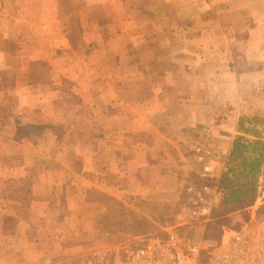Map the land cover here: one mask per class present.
<instances>
[{"label": "crops", "instance_id": "0c3cea01", "mask_svg": "<svg viewBox=\"0 0 264 264\" xmlns=\"http://www.w3.org/2000/svg\"><path fill=\"white\" fill-rule=\"evenodd\" d=\"M261 2L0 0V96L13 94L19 99L16 104L18 108L44 103L48 109V114H42V120L45 122L32 111L15 115L18 121L12 122L11 114L0 110V129H28V132H22L20 137L0 140V146L4 147L0 150V156L3 158L18 154H36L37 147L41 146L40 141L43 140L36 135L39 127L49 131L51 137L54 131L59 133H55L54 143L58 149H62L59 155L53 158L60 162L59 170L46 169L36 174L27 173V177L33 179L28 187L31 194L29 204L32 208L35 209L34 206L38 203H43L48 208L52 193L62 184L68 186L65 179L88 177L89 170L92 169L86 165L91 161L92 155L98 156L95 147L103 144L111 148V157L116 161L113 168L115 172L121 171L123 175L132 177L134 171L147 166L148 177L158 180L157 184H160L169 174L162 163L158 162L161 161L157 159L160 155H150L151 141L148 134L155 130L150 122L154 114L174 113L178 110V113L195 114L197 119L202 120L203 117L206 121L210 115L220 113L245 118L264 115V6ZM69 19L75 20L74 28L78 33L74 46L71 44L70 34L73 30ZM103 37L108 40L107 48L101 54L91 53L92 49H101ZM139 43L142 46L145 44V48L149 45L150 51L167 50L171 56L169 61L180 66L181 72L164 70L158 79H150L148 60L152 58L151 60H156L160 65L158 61L162 58L160 59L159 53L154 52L152 56L146 57L147 59H133V65L141 66V69L133 81L131 77L122 81L125 85L131 84V93L127 94L123 92V88L118 87L120 79L118 75L115 77L113 70L117 62L107 63L104 57L128 56L129 50H137L135 48ZM142 49L146 50L143 47ZM74 50H83V53L78 54ZM178 54H182V59H179ZM131 60L127 59L130 67ZM97 65L99 68L109 65L111 75L107 76L110 77L100 74L95 76ZM182 72L185 75H181ZM180 80L189 85L184 89L173 87ZM11 86L16 89L12 90ZM139 87H143L146 93L134 95L132 92ZM112 98L127 101L120 102L125 106L126 121L113 127L105 122L99 124L100 121L96 122L95 119L101 115L103 104L111 103ZM130 98L131 101L128 100ZM174 100L184 102L174 105ZM104 126L111 129L109 134L112 137L117 133V139L99 138L101 133L97 134V131L104 129ZM210 128L214 129L212 126ZM91 130H94L96 135L93 138ZM132 131H136L140 136L129 138ZM80 133L89 134L90 140L79 141L77 137ZM234 134L244 140L251 139L250 135L242 134L234 127L231 135L221 134L226 136V139L223 143L221 140L214 151L223 149L225 154L219 162H215L217 180L225 168ZM260 135L259 138L264 141V133ZM195 143L192 148L197 145ZM20 146L25 150H18ZM64 146L68 147L65 151ZM191 154L195 160L193 152ZM149 155L151 162L147 161ZM74 160L80 162L78 169L71 164ZM195 166L198 167L196 164ZM16 167L20 168L18 165H9L10 172L6 176L0 172V179L17 180L21 174ZM93 172L96 178L102 179L104 176L102 171ZM60 177L62 180L56 182L55 178ZM85 188L83 187L84 191ZM0 193H4V189H0ZM82 201L78 199L79 212H82V209L84 212V205H88L84 199ZM9 208L10 205L0 203V213L3 212L1 214ZM14 218L17 221L22 219L18 215ZM28 218L30 215H27ZM251 219L240 231L244 230ZM17 226L21 227L20 223ZM78 226L80 228L81 224ZM2 229L0 264H9L11 258L8 260L7 257H13V264H22L20 259H17L18 254L28 256V260L40 256H33L18 248L19 242L23 240L34 241L32 233L25 235L20 229V233L8 234ZM9 239L14 242L13 250L5 249V243ZM230 239L231 237L224 239L223 236L219 248L226 246L227 240ZM207 252L209 251H206L205 247L201 250L202 259L208 257Z\"/></svg>", "mask_w": 264, "mask_h": 264}, {"label": "rangeland", "instance_id": "374dc122", "mask_svg": "<svg viewBox=\"0 0 264 264\" xmlns=\"http://www.w3.org/2000/svg\"><path fill=\"white\" fill-rule=\"evenodd\" d=\"M261 1L264 6V0ZM69 22L71 30H73L70 34L71 44L74 46L76 45L78 33L74 28L75 20L69 19ZM101 43V49L93 50L91 48V53H103L107 48L108 40L103 37ZM140 44H137L138 47L135 48L137 50H129L128 56L104 57L107 63L117 62L113 70L115 77L118 75V79H120L118 87L123 88V92L127 94L131 93L129 91L131 84L125 85V82L122 83V81L129 77L133 81L132 79L139 75L138 70L141 69V66L133 65V59L142 60L144 57L152 56L154 52L159 53L160 59L162 58V60H159L160 62L158 61L160 65L157 64L156 60H151L152 58L148 60L150 64L147 70L149 76H151L150 79H158V76L164 70L181 72L180 66L178 67L177 64L174 65L175 62L169 61L170 55L167 50L150 51L148 50L150 49L148 48L149 45H146L145 48V44L143 46ZM142 47L146 50H143ZM74 51L78 54L83 53V50ZM177 56L182 59V54ZM127 59H132L130 62L131 67L128 65ZM110 69L109 65L107 67L102 65L100 68L97 65L95 76L100 74L101 76L110 77L107 76L110 74ZM181 75H185V73L182 72ZM134 84L132 85L133 89L135 88ZM188 85L180 80L173 87L184 89ZM11 89L16 88L11 86ZM132 93L134 95L146 93V90L139 87ZM18 100L13 94L0 96V110L6 114H11L12 122L18 121L15 115L24 114L25 111L37 113V117H40L41 121H43L42 114H48V109L44 103L18 108V105L16 106ZM121 100H123L122 103L127 102L125 99L112 98L110 99L111 103L103 104L102 113L96 117V122L100 121L99 124L109 123V126L112 125V127L123 124L126 121V114L124 112L125 106L120 103ZM128 100L131 101L132 98ZM167 101L170 103L169 99ZM181 102L184 101L174 100V105ZM91 118L93 119V116ZM248 118H251V120H248ZM248 118L220 113L210 115L206 121L203 117L202 120L197 119L195 114L178 113V110L174 113L154 114L151 116L150 122L155 130H151L148 134L151 141L150 155L157 156L159 154L160 158L158 156L157 159H161V161L158 162L162 163L163 168L169 174L164 177L165 179L160 184H157L158 180L148 177L147 166L134 171L132 177L123 175L121 171L120 173L115 172L113 168L116 161L111 157V148L103 144L95 147L98 156L94 157L92 155L91 161L86 165L92 169L89 170L88 177L65 179L68 186L70 185L69 188L67 185H60L57 191L52 193L48 208L43 203H38L33 209L29 204L31 194L28 188L30 187V181L33 179L27 177V173L36 174L46 169L59 170L61 168L60 162L53 160L62 151L61 147L58 149L54 143L56 131L51 137L49 131L39 127L36 135L43 140L40 141L41 146L37 147L36 154H18L3 158L0 156V172L2 175L6 176L10 172L9 165H18L20 168H16L21 174L17 180L0 179V189H4V193H0V203L10 205V208L4 214H1L3 212L0 213V231L3 228L2 230L8 234H14L20 233L21 229L25 235L33 234L32 239L34 241L23 240L19 242L18 248L21 251L25 250L26 253H31L33 256H40L28 260V256L24 257L23 254H18L17 259H20L22 264H77L80 256L87 251L102 248L105 245L123 243L134 238L165 236L168 232H173L179 237L190 239L193 242H199L205 247L206 251L212 252L219 248L223 236L226 239L236 234L251 217L261 218L264 216V178L261 176L257 178L256 198L251 205H217L205 222L192 219L186 208L189 194L185 188L188 185L197 187L201 182L197 178L199 165L193 160L192 146L194 142H196L195 144H204L214 152V149L218 147L217 144H220L221 140V143H223L226 139V136L221 134L231 135L232 128L237 129L239 122H243L242 124L247 127L248 122L251 121L249 124L252 125H248V128L252 127L251 131L255 132V136L260 137V134L264 133V115H253ZM179 122H182V124ZM210 126L214 127L215 130ZM109 131L111 129L104 126V129H98L97 134L100 132L103 137L99 135V138L102 139H117L118 134L114 133V137H112ZM237 131L239 130L237 129ZM22 132L27 133L28 129L21 130V127L15 131L0 129V140L9 137H20ZM94 136H96L94 130H91V138ZM139 136L136 131H132L129 138L135 139ZM236 136L238 135L234 134V137ZM77 139L88 142L90 137L87 133H80ZM92 147L91 145L90 148ZM3 148L0 146V150ZM67 149L68 147L64 146V151ZM18 150L22 152L25 149L20 146ZM50 154L54 156L52 157ZM150 155L147 161L151 162ZM28 159L30 160L28 161ZM71 164L77 169L80 167L79 160H74ZM1 166H4V168ZM94 170L104 173L102 179L95 177ZM22 174L25 176L23 177ZM61 180L62 177L55 178L56 182ZM83 187H86L85 191ZM17 198L20 200L18 201ZM78 199L80 202H83L84 199L88 204L84 205V212L83 209L82 212L78 211ZM15 200H17L16 203H14ZM4 215L6 216L3 217ZM15 215L22 217V219L20 221L15 220ZM27 215H30V218L27 219ZM87 221L88 224H86ZM18 223L21 227L17 226ZM78 224H81L80 228ZM244 232V230L240 231L239 236L243 235ZM234 240V238L230 239L231 242ZM13 243L9 239L5 243V249L13 250ZM204 257L206 256L204 255ZM7 258L8 260L11 258L9 264H13V257ZM21 258L24 259L21 260Z\"/></svg>", "mask_w": 264, "mask_h": 264}, {"label": "built area", "instance_id": "2783aa9c", "mask_svg": "<svg viewBox=\"0 0 264 264\" xmlns=\"http://www.w3.org/2000/svg\"><path fill=\"white\" fill-rule=\"evenodd\" d=\"M192 152L199 165L201 183L185 188L189 194L187 208L192 219L205 222L220 202L222 192L215 162H219L225 151L217 149L213 152L204 144H197ZM251 220L243 235L233 234L234 241L227 240L223 248L207 252L205 259L201 254L204 247L199 242L168 232L165 236L134 238L87 251L77 264H264V216Z\"/></svg>", "mask_w": 264, "mask_h": 264}, {"label": "trees", "instance_id": "16d2710c", "mask_svg": "<svg viewBox=\"0 0 264 264\" xmlns=\"http://www.w3.org/2000/svg\"><path fill=\"white\" fill-rule=\"evenodd\" d=\"M238 123L242 134H249L252 139L244 140L240 136L232 139L225 162V168L218 178L222 195L220 205L239 204L249 206L256 198V181L264 178V141L255 136L251 128ZM247 123V122H246ZM251 123V122H250Z\"/></svg>", "mask_w": 264, "mask_h": 264}]
</instances>
